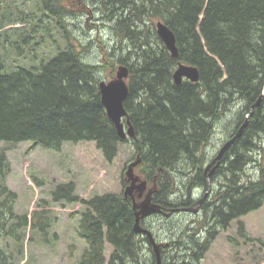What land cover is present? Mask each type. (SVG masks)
<instances>
[{
  "label": "trees",
  "instance_id": "trees-1",
  "mask_svg": "<svg viewBox=\"0 0 264 264\" xmlns=\"http://www.w3.org/2000/svg\"><path fill=\"white\" fill-rule=\"evenodd\" d=\"M14 1L8 2L15 3V12L0 11V30L14 14V20L28 23L30 29L12 32L21 29L32 41L46 15L20 10ZM37 1L47 16H62V0ZM76 7L84 12L95 7L100 20L111 23L117 42L123 45L108 48L104 67L110 64L111 77L116 64L128 67L129 93L124 106L135 139L118 136L100 101L98 66L83 61V50L75 47L65 29V46H58L57 54L39 69L17 67L0 72V141L30 140L53 150L65 142L94 141L104 157L112 160L118 145L130 139L135 150L130 162L139 159L134 174L147 186L153 185L155 177L152 200L167 208L189 204L190 191L206 186L202 174L205 147L215 122L233 105L241 104L232 130L235 133L264 93V0H69V11ZM154 20L163 21L174 32L177 57H171L157 36ZM178 61L196 66L198 81L184 78L175 83L172 74ZM261 138L264 96L254 106L241 137L220 158L217 186L202 204L201 213L193 224L187 222L181 231L171 233L170 241L160 247L162 254L168 248L176 250L164 255L161 264H198L219 230L233 220L238 234L252 239L239 218L264 204ZM249 164L254 166V175H248ZM7 172L9 163L0 151V264H17L6 240L12 239L21 253L24 230L29 226L47 240L51 220L43 210L33 213L31 219L14 211L17 195L4 182ZM177 175L186 178L183 188ZM128 183L122 178L123 186ZM74 192L73 182H62L51 190V196L54 202L80 201L84 205L77 233L86 249L77 264H148L141 257L145 243L152 252L149 264H155L147 236L133 230L129 195L122 191L80 199ZM179 192L182 198L171 197ZM145 219H141L144 227ZM105 243L112 246L108 261Z\"/></svg>",
  "mask_w": 264,
  "mask_h": 264
},
{
  "label": "rangeland",
  "instance_id": "rangeland-1",
  "mask_svg": "<svg viewBox=\"0 0 264 264\" xmlns=\"http://www.w3.org/2000/svg\"><path fill=\"white\" fill-rule=\"evenodd\" d=\"M8 1L1 2L0 11L15 12V3ZM14 2L19 4L20 10L25 9L35 15L44 14L46 18L38 23L31 41L21 29L18 33L12 32L13 29L21 27L30 29V26L26 22L14 20V14H10V23L7 18L5 27L0 30V64L3 65L0 72H8L17 67L39 69L42 63L57 54L58 46H65L62 33L66 29L75 47L83 50V61L98 66L99 80L112 78L110 64L104 67V60L108 58L106 51L112 46L123 45L117 42L111 23H103L100 20L101 15L95 7L90 8L88 12L81 10V7L73 8L65 15L63 27L58 24L59 20L62 21V16H47V13L42 11L41 2ZM43 36L44 39L41 40ZM38 41L40 42L37 44ZM117 67L118 64L115 65L114 75ZM240 109L241 104L233 105L215 122L214 131L205 147L207 156L216 153L225 140L234 134L232 130L236 127L235 119ZM260 140V145L264 147V139ZM0 151L5 152L9 163V172L6 173L4 182L17 195L14 211L18 214L26 213L28 219H31L33 213L43 210V215L51 220V226L46 233L47 240H43L38 231H31L28 226L24 230L21 253L16 250L12 239L6 240V248L13 252L17 264H77L79 256L86 249L84 240L77 233L78 220L84 205L80 201L54 202L51 190L59 183L71 181L75 185L74 193L80 199L104 193H121L126 187L122 184V178L128 181L127 166L135 154L132 141L128 139L121 142L112 160L104 157L94 141L65 142L59 150L44 148L30 140L18 143L0 141ZM247 171L248 175L255 174L253 164H249ZM245 178L243 176V179ZM185 179L184 176L177 175V182L182 188ZM142 180L138 177V181ZM144 191L140 194L136 189L133 190L136 201L142 199ZM199 192L195 190V193ZM179 194L181 196V192ZM194 218L197 216L184 211L176 212L170 217L159 212L146 218L144 224L153 232L161 247L170 241L171 233L181 231L187 222L193 224ZM239 219L252 239L241 237L237 231L236 220H233L227 228L219 230L198 264H264V204ZM204 233L203 231L200 235ZM148 245L143 244L141 257L149 264L152 252L147 248ZM111 251L112 246L105 243L106 261ZM175 252L174 248H168L163 254L160 251L161 262L164 255L168 257Z\"/></svg>",
  "mask_w": 264,
  "mask_h": 264
},
{
  "label": "water",
  "instance_id": "water-1",
  "mask_svg": "<svg viewBox=\"0 0 264 264\" xmlns=\"http://www.w3.org/2000/svg\"><path fill=\"white\" fill-rule=\"evenodd\" d=\"M157 36L163 42L165 47L170 52L171 57L178 56V48L176 46V39L174 32L161 20H157L154 23ZM128 67L124 64H120L115 72L114 77L109 80H100L98 83L100 101L103 107L105 108L106 114L109 117L110 121L113 123L116 132L120 139L132 138L135 139L134 127L131 124L127 110L124 106V101L128 96L129 88L127 84L128 77ZM173 81L175 83H180L184 78L196 82L199 79V72L196 66L192 64H187L181 61L177 62V65L172 74ZM264 96L262 93L254 105L251 106L249 112L245 115L244 121L237 128L235 133L227 138L225 142L219 148L216 156L214 157L215 165L211 169L212 171L219 164V160L222 155L230 148V146L241 137L244 128L247 126L248 117L252 113L254 106L260 104L261 98ZM139 162V159L132 161L127 166V180L129 181L124 189V195H129L132 199V207L134 210V224L133 230L136 233L145 234L148 238L150 245L152 246L155 264L161 263L160 257V244L157 243L153 232L144 227L141 224V219L148 217L153 213L163 212L161 205L157 202L151 200V193L154 191L155 185L147 190V193L142 197L141 200L136 201L134 197L133 190L136 189L140 194L146 189V181H138V175L134 174L133 167ZM210 164L207 165L209 167ZM138 181V182H136ZM202 198L197 201V205L200 204ZM185 210L186 207L181 208H170L169 213L176 210ZM165 245V244H164Z\"/></svg>",
  "mask_w": 264,
  "mask_h": 264
},
{
  "label": "flooded vegetation",
  "instance_id": "flooded-vegetation-1",
  "mask_svg": "<svg viewBox=\"0 0 264 264\" xmlns=\"http://www.w3.org/2000/svg\"><path fill=\"white\" fill-rule=\"evenodd\" d=\"M69 0H62V21H61V26L65 27L64 26V17L65 15L69 12ZM59 21H58V24H59ZM127 141V140H126ZM219 150V149H218ZM218 152V151H217ZM217 152L213 153L212 156H207V154L205 155V163L203 165V171H202V174H203V177H204V180L206 181V186H203V187H198V188H193L191 191H190V195H189V198H190V203L187 204V205H179L177 207H173V208H181V207H186L185 210H176V211H173L171 213H169V209L172 208H167L165 207L164 205L160 204L161 205V208H162V211L161 212L164 216L166 217H170L171 215H173L174 213L176 212H181V211H184V212H189L190 214H193V216H197L201 213L202 211V204L204 203L205 199L209 198L216 186V178H217V173L219 171V167L221 165V160H219V164L215 167V169L212 171L211 169L213 168V166L215 165V161H214V157L215 155L217 154ZM207 153V152H206ZM225 156V153L222 155V157ZM221 157V158H222ZM226 157V156H225ZM210 164L209 167H207V165ZM223 165H224V162H223ZM155 177L153 178V185H155ZM147 184V183H146ZM152 185V187H153ZM151 188V186H147L146 185V189L144 191V195L147 193V190ZM195 190H198L200 191L198 194L195 193ZM156 191V185L154 187V191L151 193V200H152V197H153V194L154 192ZM142 195V196H144ZM135 197V196H134ZM172 198L174 197H181L179 193L177 194H174L173 196H171ZM136 198V197H135ZM182 198V197H181ZM202 198L201 202L199 205H197V201ZM175 199V198H174ZM153 201V200H152ZM154 202V201H153ZM159 213V212H158ZM153 214L149 215L148 217L146 218H150Z\"/></svg>",
  "mask_w": 264,
  "mask_h": 264
}]
</instances>
